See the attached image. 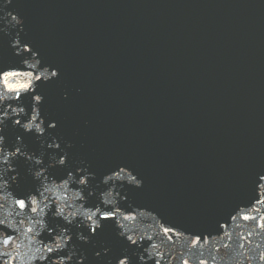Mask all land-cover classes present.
Returning a JSON list of instances; mask_svg holds the SVG:
<instances>
[{
	"label": "water",
	"instance_id": "1",
	"mask_svg": "<svg viewBox=\"0 0 264 264\" xmlns=\"http://www.w3.org/2000/svg\"><path fill=\"white\" fill-rule=\"evenodd\" d=\"M0 9V73H18L2 87L36 74L34 61L23 62L32 52L59 72L35 93L43 96L47 134L9 120L5 156L19 146L17 136L29 154L45 153V165L66 152V165L49 168L45 183L86 169L94 179L84 207L111 213L91 234L79 221L58 220L54 204L42 228L29 201L23 211L8 203L0 240L15 244L0 250V264H77L69 252H47L62 231L72 232L85 264L124 256L131 264H264V0H0ZM17 38L28 52L17 54ZM32 95L19 101L29 114ZM5 112H12L7 101ZM53 137L60 150L46 147ZM11 164L0 167V194L39 197L26 158ZM121 167L143 184H118L122 198L105 207L103 177ZM81 231L90 242L76 239Z\"/></svg>",
	"mask_w": 264,
	"mask_h": 264
},
{
	"label": "clouds",
	"instance_id": "2",
	"mask_svg": "<svg viewBox=\"0 0 264 264\" xmlns=\"http://www.w3.org/2000/svg\"><path fill=\"white\" fill-rule=\"evenodd\" d=\"M12 0H8L10 4ZM2 10V9H0ZM10 16L11 20L9 23L12 27L21 26L23 21L19 18L18 15H14L11 12L5 14ZM14 48L20 47V52L17 54L20 55L23 52H28L27 45L21 47V41L17 38L13 44ZM29 60L34 61L33 65L29 67H34L36 74L33 76L32 72H27L25 75L28 78L27 83L9 85L8 87H2L3 83H7L9 77L15 76L18 73L12 70H6L3 73H0V105L4 104L6 101L9 103V106L12 107L11 113H3L0 115V167L7 164L9 167H13L11 160L15 159L17 155L19 157L26 158L29 163V174L32 175L33 179L37 182L36 191L39 192V197L35 193H29L24 198H17L11 193L5 197L0 194V216H2V209L6 204L12 203L13 209L17 206L19 210L23 211L25 207V199L30 202L32 205L31 213L35 214L40 218L39 226L42 228H47L48 225L44 220V217L47 215V212L44 209H50L52 204L55 205V211L53 215L62 221L63 224L72 225L79 221L78 227L81 229H90L91 234H95L98 229L102 228V221L105 216L110 215V212L103 211L100 207L96 208H85L84 203L87 198L91 195L92 190H89L88 195H85V189H89V180L90 178L94 179V174L87 172L86 169L77 168L75 172L69 171L66 175V178L61 179L59 182L51 181L50 183H45L48 180V177L45 175L47 170L52 167L65 166L67 162V153L57 156L55 154L49 157V163L45 165L44 156L45 153L41 152L38 156L35 154H29L25 150V146L22 142V137L17 136V142L19 146H16L14 151H9L5 156V145L6 137L3 135L5 128L7 127V122L12 121L13 126H19L25 133H35L39 137H44L47 134V128L45 127L46 121L42 118L41 110L39 105L43 102V96L36 93L37 83L43 80L48 82L52 79L58 77L59 72L56 69H50L49 67H41V60L38 58V55L35 52L31 53L30 59H25L23 62L27 63ZM31 92L32 95V110L29 114L26 107L20 105L19 101L21 96L28 95ZM12 102H16L14 105ZM27 117V119H23ZM57 127L55 122L48 123V128L55 129ZM43 146V142H42ZM71 145H69L70 147ZM46 147L52 150H60L61 145L56 140L55 137L52 138L51 143H47ZM13 180L17 179L16 176L12 177ZM264 179V177H261ZM6 183V173L0 174V189H3ZM102 183L107 187V190L99 193V199L103 202L105 207L111 205L114 206L122 198L120 196L119 190L117 188L118 184L127 183L128 185L135 186L137 188L141 187L143 181L138 178L131 170L121 167L118 171H113L110 174H107L103 177ZM76 184L77 188L73 189L72 185ZM67 194V195H65ZM41 197L44 200V208H40ZM79 204V207L77 205ZM23 205V206H21ZM39 209V210H38ZM7 218H0V225L6 224ZM37 225H33L35 228ZM116 226L121 230L122 225L119 220L116 221ZM8 227H15L14 223H8ZM132 244H136V239L132 235H127L124 231L118 233ZM76 239L80 242L88 243L89 237L85 236L83 232L76 234ZM73 241V234L70 231H62L57 234L55 237L54 243L47 247V252L52 253L55 250L58 251V255L63 252H69L67 255L71 258V262L75 259L77 264H85L86 257H77V251L74 245L71 244ZM0 243H3V249L7 251V244H15V241H4L0 240ZM18 253L17 258H21L19 254L21 249L19 246L14 249ZM36 252L39 249H35ZM107 253V250H105ZM97 257L100 253H96ZM140 260L144 259L143 255H140ZM264 259V257H262ZM117 264H131L130 258L124 256L123 258L118 259Z\"/></svg>",
	"mask_w": 264,
	"mask_h": 264
},
{
	"label": "snow or ice",
	"instance_id": "3",
	"mask_svg": "<svg viewBox=\"0 0 264 264\" xmlns=\"http://www.w3.org/2000/svg\"><path fill=\"white\" fill-rule=\"evenodd\" d=\"M21 206H23V205H21Z\"/></svg>",
	"mask_w": 264,
	"mask_h": 264
}]
</instances>
